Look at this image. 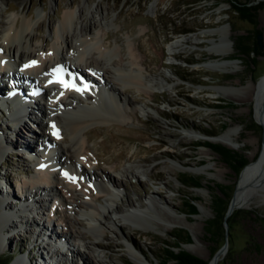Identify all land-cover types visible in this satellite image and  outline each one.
Segmentation results:
<instances>
[{
	"label": "rangeland",
	"instance_id": "374dc122",
	"mask_svg": "<svg viewBox=\"0 0 264 264\" xmlns=\"http://www.w3.org/2000/svg\"><path fill=\"white\" fill-rule=\"evenodd\" d=\"M77 3L82 6L84 22H88L91 13L99 9L93 14L96 19L90 32L94 34L95 30H100L101 34L103 30L106 31L108 37H104V44H109L110 48L122 49L121 55L125 59L123 64L130 59L129 47L139 60L144 59L141 72L148 77L146 86L138 88L126 83L122 87L114 74H106L122 90L121 97L129 99L130 104L122 101L120 108L126 116L123 121L112 115L105 124L89 123L82 130L84 133L94 128L100 129L99 134L87 140V146L81 152L82 166L88 177H79L76 184L81 186L83 195H78L75 191L71 195L66 192L65 186L63 187L66 189L59 185L53 193L42 190L41 195L46 199L44 204L39 205L34 201L45 210L44 214L31 212V209L25 210L28 207L21 204L17 206V210L22 211L18 217L14 212L4 214L17 223V228L8 231L4 228L0 233L1 236L9 237L0 242V264L9 257H14L9 264L16 260L21 264H98L94 261L83 262L78 249L85 252L88 250L84 246L79 247L78 241L69 236V230L80 234L83 241L89 247L91 245L90 250L94 253L105 256L102 264H146L147 259L161 262L164 260L161 254L162 243L173 241L170 236L173 231L188 232L191 239L183 243V248L190 252L189 248L195 250L196 253H192L207 261L216 246L222 244V247L226 242L225 254L218 264H264V201L261 195L257 198L258 206L236 209L225 219L220 229L222 235L209 238L206 234L205 224L214 217L211 197L214 193L222 195L217 184L231 187L228 197L230 201L237 173L211 148L198 144L212 142L224 145L223 143L196 136H217L228 127L233 128L238 131L237 139L242 144L236 151L242 153L248 162L251 160L249 154L255 153L260 147L262 125L255 117V103L258 99L263 104L264 96L254 94L247 98L243 96L241 86L249 81L256 84L264 74V0L252 2L257 7L256 23L232 11L227 0H7L6 3L0 2V15L2 19L13 18L14 15L21 20L30 12L27 17L35 24L31 23L28 31L34 35L33 44L37 43V48L43 51L47 46L43 40H47L49 46L55 41L52 32L58 25L61 13L70 7H76ZM220 6L225 9L219 13ZM76 16L77 13L75 19ZM218 16H222L220 21H216ZM218 25L227 26L233 42L234 52L228 57L240 60L235 71L220 72L214 69L212 60H221L223 57L201 50L205 42L198 46L184 44V47L176 48L173 56L168 54L169 44L181 35ZM100 26L101 29H98ZM187 29L191 31L181 32ZM241 35L247 36V41L253 45V50L248 55L242 54L236 47L237 38ZM113 54L114 60L118 59V51ZM110 56L109 54L107 57ZM252 58H255V62ZM112 61L113 59L111 63L105 62L114 71ZM81 73L84 78L93 74L89 70H82ZM94 76L97 78L96 83L100 84L98 76ZM213 87H227V90L215 92ZM95 90L96 87L88 92L96 96ZM230 94L237 99L228 97ZM36 98L38 107L35 113L42 119H49L51 114L46 115L39 110L42 108V100L40 97ZM66 100L70 102V99ZM77 100L82 105L95 103L92 99L79 96L73 104ZM109 100V97L104 99L112 104ZM1 120L3 122L0 127L8 128L6 133L0 132V138L6 134L11 136L13 124L0 113ZM252 122L258 129L252 128ZM9 124L12 126L9 127ZM30 125L26 123L25 129L32 131L38 128ZM223 126L226 127L222 129ZM206 132L217 134L208 135ZM33 133L38 140L41 139L36 130ZM18 147L5 144L0 156V198L9 205L18 203L11 196L13 193L20 196L19 200L24 199L23 193L22 196L20 193V184L17 187L14 184L18 180L21 182L22 178L24 180L28 171L42 168L37 164L38 168L32 170L33 161L25 159L28 153L18 151L26 148L22 145ZM204 147L210 152H202ZM162 151L167 153H161ZM181 152L184 154L178 155ZM52 153L53 161L56 160L55 157H63L59 149ZM95 153H99V159ZM119 153H123L124 157L114 159ZM129 156L132 157L128 159ZM122 166L138 169L139 176L134 177L127 171H121ZM53 168L59 173L65 170L59 164ZM92 168L97 172L105 169L117 182V197L113 204L118 208L107 213L106 221L99 224L102 233L89 227V220L84 214L89 207L85 201L90 197L97 206L102 205L105 195L100 190V184L112 191L111 187L114 186L107 181L110 187L105 180H95L91 174ZM183 174L199 177L202 186L183 185L179 179ZM98 194L100 198L95 199ZM75 200L79 204H75ZM192 200L196 203L197 213L182 212L188 209L186 203H191ZM53 209H56L57 214L52 213ZM131 212H136L131 216L136 221L127 218ZM21 215L28 218L27 225L19 224ZM63 215H69V218L65 220ZM43 221L46 224L41 229L47 230L48 226H52L51 229H57L60 234L63 233L61 235L68 237L69 243L64 250L59 246L48 245L49 242L28 231L35 222ZM135 222L140 223V226L134 227ZM57 230L54 231L58 234ZM93 240L111 243L112 246L93 245Z\"/></svg>",
	"mask_w": 264,
	"mask_h": 264
},
{
	"label": "bare ground",
	"instance_id": "6f19581e",
	"mask_svg": "<svg viewBox=\"0 0 264 264\" xmlns=\"http://www.w3.org/2000/svg\"><path fill=\"white\" fill-rule=\"evenodd\" d=\"M0 2L6 3L7 0H0ZM42 9H44V6ZM100 9L102 8L100 7ZM224 9V7L220 6L218 8V12L220 13ZM98 10V8L95 9L94 13H97ZM75 13H77L76 19ZM29 14L30 12H27V15ZM93 14L91 13V18H89L88 22H84L82 18V6L79 3H77L76 7H70L65 10L59 17V22H57L58 25L56 26V29L52 32V35H55V39H53L55 41L50 43L49 46L48 41L43 40L44 45L48 46H46V50L43 51H40V49L37 48V43L33 44L35 39L34 35L28 31L31 23H33L31 18L27 17L26 15L20 20L13 15V18L6 17V19H2L0 15V51L2 53H7L8 55H10V53L13 54L12 56L14 59H17L14 60L13 64H18L15 66L16 70L14 73L17 74L19 79L29 80L32 85L38 87L39 91L42 93V96L40 95V99L42 100V108L38 109L43 111V113L46 115L51 114L52 116L51 126H49V123V125L46 126V122H48L49 119L48 121H42L36 117V114H34V120L38 122L37 126L40 127V125H42L39 130L41 133L40 140L47 141V143L52 145V152H54L55 149H59L63 155L62 158L55 157L56 160L53 161L52 158H54V156L52 153L50 162H47L45 158H42L41 160L39 159L37 164H40L42 168L32 171V173L28 175V179L25 178L20 182V193L21 196L23 193L24 199L19 200V195L16 196L14 193L11 194V196L13 195L14 199H16L19 204L15 202V204L9 205L8 202L0 198V233L2 230H4V228L5 231L14 230L17 228V223L14 220H9L7 215L4 214L14 212L18 217L22 213V211L20 212V210H17L19 208L17 206L20 204L28 207V209H24L30 211L31 208H29V204L26 201L28 196H30V202L35 201L39 205L41 203L44 204L46 199L41 195V191H51V193H53L56 191V187H59V185L62 187L65 186L67 188L66 192H69L71 195L74 193V191L77 192L78 195H83L84 191L82 190L81 186L76 184V180L79 177H88L86 169L82 166V150L87 146V140L94 135L96 136V134H99L100 129H92L91 127L92 130L90 132L86 131L84 133H82V130L88 127L89 123L91 125L96 123L98 125L105 124L107 120L111 119L109 116L112 115H114L118 120L123 121L126 116L122 111V108H120L121 105H123L122 101L130 104L129 99L121 97L120 93H122V90L119 89L112 81H110L106 74H114L115 78L122 83V87H125L124 84L126 83L133 84L138 88L146 86L148 77L143 75L141 72V65L145 62L144 59L139 60L129 47L128 55L130 59L125 62L126 64H123L125 59L121 55L122 49H115V47L110 48L109 44H104V37H108L106 36L107 32L103 30L104 28H102L103 33L101 34L99 33L100 30L95 29L94 30L96 33L93 34L92 32L91 34L90 30L96 19ZM216 18V21H220L222 16H218ZM98 29H101V26ZM20 42L22 43L21 45ZM201 42L206 43L201 48V50L206 51L209 54H219L223 57L221 60H212L213 64L215 65V67L213 66L214 69L220 72H233L235 71V68L239 66V59L235 57H228L234 52V48L227 26L218 25L217 27H206L201 29L199 32L181 35L169 44L168 54L173 56L176 54V48L182 47L184 44L198 46ZM117 51L119 57L118 59L114 60L112 57L114 55L113 52ZM109 54L111 56L107 57ZM7 57L9 58V56ZM112 59L114 71H112V68L109 69L110 66L108 68L107 63L105 62L110 61L111 63ZM31 61H36L37 63L30 67H25V65L30 64ZM70 62H72L71 65H69ZM95 64H97V66ZM57 66H61L64 70L60 73L62 78L65 81L74 83L76 87L81 89L80 91H76L72 87H63L59 83H49V80L54 79L52 69L56 68ZM82 70H89L93 74L91 77L84 78L81 76ZM76 73L78 74L77 76H81L80 79H82V81L84 80V83L81 84L80 81H76L78 79L75 77ZM94 75L98 76V80L102 84V90H98L96 96L99 98L104 97L103 99H105V97H109V101H112V104H109L104 100L102 102L95 101V103L87 105H82L80 104V101L77 100L75 102L76 104H73L74 100L79 98V96H84L87 99H93V97H91L88 93V90L94 89V87L98 89V86H96L97 78ZM3 76L8 75L5 73ZM14 80L16 82V78ZM254 83L249 81L241 86V89L243 90V96L247 98H251L254 96V94H257L258 97L260 95L264 96V74L256 84ZM0 89H2V85H0ZM213 89L215 92H224L223 90H227V87H213ZM233 94L228 95V97H235L237 99V97L233 96ZM67 98L70 99V102H67ZM255 117L262 125L263 137L261 140V145L257 151L255 153L251 152V154H249L251 160L235 177L234 192L227 207V210L231 211V213L239 208L258 206V195H261L260 197H262V200L264 201V103L260 104L258 99L255 103ZM5 119L8 120L7 117ZM8 121L9 123L13 124V130L11 131L12 135L9 136L6 134L3 138H0V156L2 155L5 144L7 146H19L18 148H20L22 145L24 148L29 149L28 151L31 150L30 148H35L34 143L39 141L37 136L31 132L27 133V136H29L27 137L25 132H23V134L19 128H15L17 125L16 119ZM2 122L3 121L1 120L0 123ZM53 125H55V128ZM6 128L8 127H5V129ZM5 129L1 126L0 132L6 133L7 129ZM54 132L56 135H53ZM196 136L198 138H203V140L208 139L214 142H221L234 150H239L242 145L237 139L238 131L230 127L217 136ZM31 151L32 152L30 153L35 152L33 149ZM201 151L210 152V150L205 147L202 148ZM161 153L167 152L162 151ZM182 154H184V152H181L178 155ZM94 155L96 158H100L99 153H95ZM123 157L124 154L119 153L116 157H114V159H120ZM131 157L132 156H129L128 159ZM144 160L147 161L146 158H144ZM57 164L64 167L65 170L61 173L55 172L53 167H56ZM121 168V171H127L134 177L139 176V170L132 166H122ZM65 173L67 175H65ZM91 174L95 180H105L114 187L117 186V182L114 181V178H112L111 174L106 172L105 169H101L100 172H97L94 168H92ZM76 185H78V188H76ZM100 190L105 195L104 203L100 206H97L92 200L93 198L89 197L85 201L89 207V210L84 213L87 215L89 220V227L95 229L96 231L98 230L99 233L101 232L99 224H102L104 221H106L108 218L107 213H110L112 210L118 208L116 204H113L114 198L117 197V193L110 190V188L103 184H100ZM26 193L28 194L26 195ZM98 198H100V194L95 196V199ZM65 200H67V198H65ZM129 201L131 202V200ZM66 202L70 203L68 200ZM75 204H79V202L75 200ZM135 213L136 212H131L127 218L133 220L131 216ZM63 218L67 220L69 215H63ZM18 221L20 222L19 224L21 226H24L25 224L27 225L28 218H26L25 215H21ZM32 221L34 223V220ZM35 225H38V223L35 222ZM138 226H140V223L135 222L134 227ZM28 231L31 232V229H28ZM51 232L53 234L56 233L53 229H51ZM61 234L63 233L61 232ZM68 234L74 240L76 239V241H78L80 245L79 247L84 246L88 250L85 252V250L78 249V252L83 257V262L87 261V263H90L94 261L98 264H102L105 257L104 255H101V253H94L93 250H90L91 245L89 247V244L83 241V237H80V234L75 233L72 230H69ZM37 236H39V234H37ZM8 238L9 237L6 235H0V242H3L4 240L6 241ZM91 242L93 245L100 244L101 246L106 247L112 246L111 243H100L96 240ZM48 247L50 248V246ZM220 248L211 256V258L208 260V264H218L219 260L224 256L226 250H222ZM189 250L196 253L195 250L190 248ZM12 264H21V262L16 260ZM146 264L162 263L157 259H147Z\"/></svg>",
	"mask_w": 264,
	"mask_h": 264
},
{
	"label": "trees",
	"instance_id": "16d2710c",
	"mask_svg": "<svg viewBox=\"0 0 264 264\" xmlns=\"http://www.w3.org/2000/svg\"><path fill=\"white\" fill-rule=\"evenodd\" d=\"M231 4L232 11L240 14L244 18L250 19L256 23V10L257 7L252 4L254 0H227ZM195 2V1H193ZM191 30H183L182 33H187ZM236 47L244 54L248 55L253 50V45L247 41V36H239L237 38ZM255 62V58H252ZM190 63V62H189ZM226 126H223L224 129ZM252 128L258 129V126L252 122ZM208 135H216L217 133L206 132ZM199 145H204L211 148L216 152L221 160L227 164L235 173H239L242 168L248 163V159L239 151L233 150L220 143L202 142ZM183 185L189 187H201L200 178L190 174H183L182 178H179ZM222 191V195L214 193L211 197V207L214 211V217L209 219L205 224V231L209 238H212L220 234V229L225 221V214L228 207V197L231 187L228 185L217 184ZM187 210L182 212L187 214H196L197 208L194 200L190 203H186ZM173 241H164L162 243L161 254L164 256L162 264H167L168 261H173L172 264H208V261L200 256L183 248V243L189 242L191 237L188 232L173 231L170 233ZM254 244V243H253ZM222 244L216 246L213 250V254L219 249ZM7 260H4L1 264H7Z\"/></svg>",
	"mask_w": 264,
	"mask_h": 264
},
{
	"label": "snow or ice",
	"instance_id": "6c2138e0",
	"mask_svg": "<svg viewBox=\"0 0 264 264\" xmlns=\"http://www.w3.org/2000/svg\"><path fill=\"white\" fill-rule=\"evenodd\" d=\"M36 63H37L36 61H31L30 64L25 65V67H30V66H32V65H35ZM62 71H64V70L62 69L61 66H57L56 68L52 69V73H53L54 79L49 80V83H50V84H51V83H59V84H61V86H63V87H66V88H67V87H72V88H74L76 91H80L81 89L78 88V87H76L74 83H72V82H70V81H65V80L62 78V76L60 75V73H61ZM53 127L55 128V125H53ZM53 135H56V133L54 132ZM65 175H67V174L65 173Z\"/></svg>",
	"mask_w": 264,
	"mask_h": 264
},
{
	"label": "water",
	"instance_id": "95a60500",
	"mask_svg": "<svg viewBox=\"0 0 264 264\" xmlns=\"http://www.w3.org/2000/svg\"><path fill=\"white\" fill-rule=\"evenodd\" d=\"M258 37H259V42H260V36L258 35ZM262 137H263V132H262ZM231 214V211H229V210H227L226 211V214H225V219L229 216ZM220 249H226V242H225V244L220 248Z\"/></svg>",
	"mask_w": 264,
	"mask_h": 264
}]
</instances>
